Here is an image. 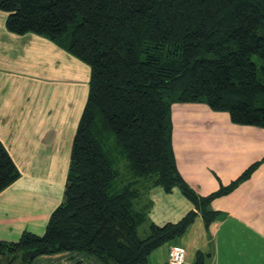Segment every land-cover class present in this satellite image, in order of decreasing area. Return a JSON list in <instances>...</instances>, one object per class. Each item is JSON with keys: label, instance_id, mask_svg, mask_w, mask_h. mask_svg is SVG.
<instances>
[{"label": "trees", "instance_id": "trees-1", "mask_svg": "<svg viewBox=\"0 0 264 264\" xmlns=\"http://www.w3.org/2000/svg\"><path fill=\"white\" fill-rule=\"evenodd\" d=\"M0 11L9 32L48 38L91 69L62 203L44 234L0 240V264L63 252L150 264L198 216L208 230L213 200L258 164L200 196L174 154L172 107L205 103L236 124L264 127V0H0ZM19 177L0 141V193ZM156 187L180 191L193 209L176 222H150L141 237L150 208L139 201ZM194 264H205L202 252Z\"/></svg>", "mask_w": 264, "mask_h": 264}, {"label": "crops", "instance_id": "crops-1", "mask_svg": "<svg viewBox=\"0 0 264 264\" xmlns=\"http://www.w3.org/2000/svg\"><path fill=\"white\" fill-rule=\"evenodd\" d=\"M6 20L0 11V141L20 177L0 193V240L16 242L25 232L44 234L62 203L91 69L48 38L9 32ZM172 122L180 172L200 196L229 186L258 165L233 192L213 200L217 218L208 230L198 216L184 236L155 250L149 263H169L170 249L179 245L186 249V264H194L199 252L205 264H264V127L236 124L228 112L205 103L174 104ZM151 201L149 214L159 216H152L159 225L179 221L193 209L187 200L191 206L184 215L167 219L166 198L139 203ZM33 264L101 262L86 253L63 252L39 256Z\"/></svg>", "mask_w": 264, "mask_h": 264}, {"label": "rangeland", "instance_id": "rangeland-1", "mask_svg": "<svg viewBox=\"0 0 264 264\" xmlns=\"http://www.w3.org/2000/svg\"><path fill=\"white\" fill-rule=\"evenodd\" d=\"M147 188V185L145 189ZM144 189V190H145ZM177 191L173 194H167L162 189V187L153 188V192L149 193L147 198H166V204L168 205L170 211L168 213L169 218L167 219H177V217H181L184 215L188 208H190V203L185 199V197ZM154 201L148 203V207L153 208ZM157 204H155L156 206ZM152 216L158 218L155 214L147 215L148 220L140 227L139 233L141 237H145L148 234V227L150 222H159V220H153Z\"/></svg>", "mask_w": 264, "mask_h": 264}, {"label": "built area", "instance_id": "built-area-1", "mask_svg": "<svg viewBox=\"0 0 264 264\" xmlns=\"http://www.w3.org/2000/svg\"><path fill=\"white\" fill-rule=\"evenodd\" d=\"M187 253L183 246H173L169 251V264H186Z\"/></svg>", "mask_w": 264, "mask_h": 264}]
</instances>
